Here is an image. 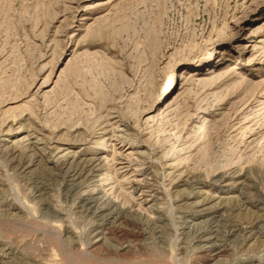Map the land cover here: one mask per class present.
<instances>
[{
  "label": "rangeland",
  "instance_id": "374dc122",
  "mask_svg": "<svg viewBox=\"0 0 264 264\" xmlns=\"http://www.w3.org/2000/svg\"><path fill=\"white\" fill-rule=\"evenodd\" d=\"M0 264H264V0H0Z\"/></svg>",
  "mask_w": 264,
  "mask_h": 264
},
{
  "label": "bare ground",
  "instance_id": "6f19581e",
  "mask_svg": "<svg viewBox=\"0 0 264 264\" xmlns=\"http://www.w3.org/2000/svg\"><path fill=\"white\" fill-rule=\"evenodd\" d=\"M103 4H105V3H103ZM235 66V65H234ZM236 67H233V69H235ZM107 117V116H106ZM18 121V120H17ZM13 123V122H12ZM27 123V122H26ZM25 123V124H26ZM16 124V123H15ZM19 124H21V123H19ZM28 124V123H27ZM19 127V126H18ZM29 127V126H28ZM7 128V127H6ZM33 131H36V130H33ZM10 133V132H9ZM39 133V132H38ZM8 134V133H7ZM43 134H45V133H43ZM42 132H41V136H39V134H36V133H34V132H30V130H25L24 132H23V136L22 137H19V139L16 141V148L17 149H19L20 150V148L22 149L23 147H22V145L23 144H33V146L35 147L36 146V148H38V150H40V152L42 153V154H44L45 153V150H46V148H47V146H45V147H39L38 146V144H44V145H46V142L44 141V139L42 138ZM95 134V133H94ZM45 136H46V134H45ZM51 135H49V137H50ZM48 137V138H49ZM51 137H53V136H51ZM117 137H119V139H121L122 138V135L121 134H119V135H117ZM44 138H46V137H44ZM54 138V137H53ZM61 138H59V140H60ZM48 140V139H47ZM50 140V139H49ZM52 140H54V139H52ZM57 140H58V138H57ZM62 140V139H61ZM51 142V141H50ZM48 144V143H47ZM63 144L64 143H62V142H60V141H55L54 142V144H53V147H52V149H53V153L55 154V155H58V158H66L68 155H69V152H70V150H69V148L67 147H65V146H63ZM50 145V144H49ZM14 146V145H13ZM27 146V145H26ZM43 146V145H42ZM51 146V145H50ZM16 148H14L15 150H17ZM28 148V147H27ZM31 148V147H30ZM11 149H12V147H11ZM49 149H50V147H49ZM22 150H24V149H22ZM11 151V150H10ZM25 151V150H24ZM26 151H27V149H26ZM30 151V150H29ZM34 151V150H33ZM72 151V150H71ZM75 151V150H74ZM17 152V151H16ZM23 152V151H22ZM51 152V151H50ZM49 152V153H50ZM73 152V151H72ZM71 152V153H72ZM143 152V151H142ZM141 152V153H142ZM144 153V152H143ZM31 154H33V153H31ZM31 154H30V156H31ZM40 154V153H39ZM51 154V153H50ZM46 155V154H45ZM76 155V154H75ZM141 155V154H140ZM145 155H146V153H145ZM29 156V155H28ZM29 156V157H30ZM35 156V155H34ZM40 156V155H39ZM31 158V157H30ZM33 158V157H32ZM31 158V159H32ZM35 158H36V156H35ZM42 158V157H41ZM55 158H56V156H55ZM35 160V159H34ZM58 161V160H57ZM64 161V160H63ZM32 162V161H31ZM30 162V163H31ZM91 164V162H88L87 163V165H85V166H87V168H88V166ZM87 168H85V169H87ZM92 168V167H91ZM90 168V169H91ZM82 169H84V168H82ZM90 169H89V171H90ZM77 170V169H76ZM92 170H95L94 168L92 169ZM78 173V172H77ZM80 173V172H79ZM81 173H82V171H81ZM81 173L79 174V175H81ZM92 173V172H91ZM76 174V172L74 173V174H72L73 176ZM74 180H75V178H73ZM91 179V178H90ZM80 182H78V184H79ZM90 186V185H89ZM38 188V187H37ZM78 188H80V187H78ZM89 191H91V190H89ZM86 192V191H85ZM89 193V192H88ZM93 200V199H92ZM89 201V200H88ZM104 206V205H103ZM105 207V206H104ZM108 207V206H107ZM87 208V207H86ZM100 208V207H99ZM103 215V214H102ZM210 224V223H209ZM209 227V226H208ZM211 229V228H210ZM213 229V228H212ZM206 230H208V229H205V231ZM201 237V236H200ZM214 243V242H213ZM214 245H206V246H204V247H208V248H212ZM216 247V246H215ZM201 248V247H200ZM202 249H205V248H202ZM207 249V248H206Z\"/></svg>",
  "mask_w": 264,
  "mask_h": 264
}]
</instances>
